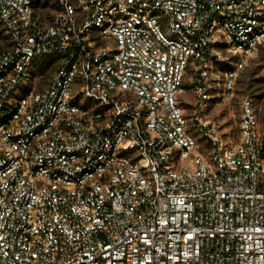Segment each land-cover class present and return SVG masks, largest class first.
Instances as JSON below:
<instances>
[{
    "label": "built area",
    "instance_id": "obj_1",
    "mask_svg": "<svg viewBox=\"0 0 264 264\" xmlns=\"http://www.w3.org/2000/svg\"><path fill=\"white\" fill-rule=\"evenodd\" d=\"M55 2L46 24L0 0V264H264L254 103L234 145L205 118L264 47V0Z\"/></svg>",
    "mask_w": 264,
    "mask_h": 264
},
{
    "label": "rangeland",
    "instance_id": "obj_2",
    "mask_svg": "<svg viewBox=\"0 0 264 264\" xmlns=\"http://www.w3.org/2000/svg\"><path fill=\"white\" fill-rule=\"evenodd\" d=\"M34 5L35 11L44 23L50 24L55 20L57 10L54 6V0H34ZM50 62V58L39 60L36 62V66L43 70V67H48ZM46 75L49 77L48 73ZM191 75L192 71L188 72L187 77H185L184 91L179 96V102L184 108L189 128L198 139L199 150L209 154L212 145L207 137L201 134L200 130H197L192 120L196 107V97L189 79ZM47 85L48 81L45 80L41 87L44 88ZM214 87V95L206 110L205 118L218 123L226 136L225 139L230 145H234L239 141L241 102L246 98L251 99L260 121L261 140L264 148V47L259 48L239 72L235 89L232 92L223 94L220 85L215 84Z\"/></svg>",
    "mask_w": 264,
    "mask_h": 264
},
{
    "label": "trees",
    "instance_id": "obj_3",
    "mask_svg": "<svg viewBox=\"0 0 264 264\" xmlns=\"http://www.w3.org/2000/svg\"><path fill=\"white\" fill-rule=\"evenodd\" d=\"M54 6H55V8L57 9V3L55 2V0H54Z\"/></svg>",
    "mask_w": 264,
    "mask_h": 264
}]
</instances>
